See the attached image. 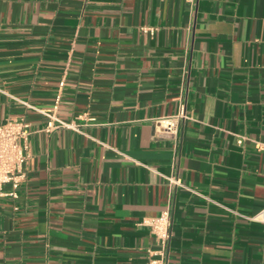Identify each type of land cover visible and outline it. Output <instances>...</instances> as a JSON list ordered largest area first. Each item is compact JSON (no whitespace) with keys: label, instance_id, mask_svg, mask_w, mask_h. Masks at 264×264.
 Listing matches in <instances>:
<instances>
[{"label":"crops","instance_id":"obj_1","mask_svg":"<svg viewBox=\"0 0 264 264\" xmlns=\"http://www.w3.org/2000/svg\"><path fill=\"white\" fill-rule=\"evenodd\" d=\"M180 98L172 139L154 120ZM18 118L0 264H145L139 222L166 208L168 264H264V223L231 211L264 207V0H0V122Z\"/></svg>","mask_w":264,"mask_h":264},{"label":"built area","instance_id":"obj_2","mask_svg":"<svg viewBox=\"0 0 264 264\" xmlns=\"http://www.w3.org/2000/svg\"><path fill=\"white\" fill-rule=\"evenodd\" d=\"M60 86L63 81H60ZM60 94L55 98L57 104ZM26 106L47 117L44 130L60 127L79 130V125L73 121H64L55 114L56 105L52 108H39L21 101ZM187 117L186 105L183 98L179 99L177 110L169 115L156 117L154 120L159 132L169 138L175 139L178 135L180 124ZM33 132L31 123L25 118L9 119L0 122V197H18L20 184L26 179V160L28 158L29 139ZM240 139L238 142L241 143ZM257 148L264 151V142H257ZM173 183L180 184L178 179H171ZM17 208V207H15ZM238 216L247 220L264 223V207L253 215H245L231 210ZM139 225H146L156 240V248L148 250L145 264H168V255L171 240L172 215L169 208L164 209L159 215L143 218Z\"/></svg>","mask_w":264,"mask_h":264}]
</instances>
